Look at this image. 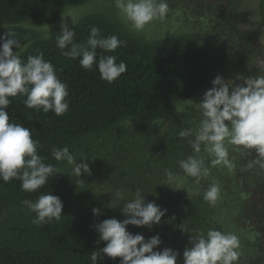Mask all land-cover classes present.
<instances>
[{
  "label": "trees",
  "instance_id": "trees-1",
  "mask_svg": "<svg viewBox=\"0 0 264 264\" xmlns=\"http://www.w3.org/2000/svg\"><path fill=\"white\" fill-rule=\"evenodd\" d=\"M95 1L0 0V44L10 31L21 42L23 62L42 51L67 84L70 104L67 113L57 116L26 108V95L10 98V122L30 128L33 139L41 142L39 154L45 162L64 173L36 193L23 191L18 179L0 180V264H91V253L106 246L96 225L110 218L124 220L121 207L134 199L137 189L146 202L167 212L158 225H129L128 231L146 240L159 235L162 243L155 250H177V264H184L190 237H206L210 229L238 237L233 264H264L261 158L254 149L226 140L229 168L213 163L203 145L201 153H195L190 143L194 137L179 135L198 128L203 118L198 103L215 77L242 84L238 76H264L254 71L255 36L241 28L243 0H167V16L145 30H136L115 0H104L105 6L83 13L70 28L76 43L86 42L92 27L103 37L115 35L126 42L113 53L97 48V58L116 55L117 63L127 65V72L112 83L100 78L97 66L88 71L79 58L64 56L56 43L60 33L41 31L59 23L69 10ZM260 1L264 28V0ZM64 146L78 163L85 162L81 155L88 158L90 175L77 178L72 165L52 157L53 147ZM189 156L202 157L209 168L199 183L179 166ZM166 170L175 175L172 184L167 183ZM211 184L220 188L214 203L203 198ZM117 189L123 191L122 200L115 197ZM50 191L63 202L62 218L36 225L35 213L21 202ZM93 208L101 214L94 215ZM120 259L100 252L98 264H120Z\"/></svg>",
  "mask_w": 264,
  "mask_h": 264
},
{
  "label": "clouds",
  "instance_id": "clouds-1",
  "mask_svg": "<svg viewBox=\"0 0 264 264\" xmlns=\"http://www.w3.org/2000/svg\"><path fill=\"white\" fill-rule=\"evenodd\" d=\"M115 6L136 30H142L155 20H163L169 11L167 0H115ZM74 24V23H73ZM76 33L70 30L66 23L61 25L57 35V47L62 54L71 59L79 58V63L85 70L91 71L98 67L100 78L112 83L127 72L124 61L117 63L116 55L100 54L97 58V48L102 52L113 53L126 42L112 35L103 37L100 29L92 27L86 42L76 43ZM0 44V180L5 183L13 179L21 181V188L28 193H36L59 173H64L56 165L46 163V157L39 154L41 142L33 139L30 128L10 122L7 109L12 103L10 98L26 95L24 105L37 112H54L62 116L70 109L69 92L66 83L58 77L51 61L45 60L41 51L31 55L23 62L20 58L21 42L13 32L8 31ZM70 46V47H69ZM68 49L67 51H64ZM242 84L234 80H225L217 76L212 81L202 100L198 103L202 119L197 129H185L179 133L183 137H194L190 143L195 153L203 151L213 157V163H223L231 168L229 150L225 141L231 145L254 149L261 158L264 167V76L237 77ZM234 150V149H233ZM52 157L57 162L72 165V172L77 178L83 174H91L87 157L83 163H78L77 156L68 146L53 147ZM180 168L188 176L196 178V182L209 175L202 157L189 156L179 162ZM167 183L172 184L175 175L166 170ZM218 184H211L204 193V200L214 203L218 198ZM244 196L245 194H241ZM115 197L122 200L123 191L117 189ZM22 205L35 213L33 223L36 225L60 221L63 213V202L50 191L39 195L35 201L25 199ZM122 212L125 219L116 218L103 220L96 225L101 241L106 246L91 253V264H98L100 252L103 257L121 258L120 264H177L180 253L172 248L158 249L162 241L159 235L145 239L142 234H133L128 226L149 227L161 223L167 210L155 202H146L141 190L137 189L134 199L124 204ZM99 216V208L92 209ZM187 232L186 229L182 228ZM190 247L183 253L184 264H233L238 258L236 249L239 246L238 237L231 233H223L210 229L206 237L194 235L190 237Z\"/></svg>",
  "mask_w": 264,
  "mask_h": 264
},
{
  "label": "rangeland",
  "instance_id": "rangeland-1",
  "mask_svg": "<svg viewBox=\"0 0 264 264\" xmlns=\"http://www.w3.org/2000/svg\"><path fill=\"white\" fill-rule=\"evenodd\" d=\"M260 3V0H243L241 11V28L246 32L253 33L255 36L257 57L254 64V71L255 74L259 73L261 75H264V28L262 27V20L260 15ZM105 4L106 2L104 0H97L91 5H86L82 8L71 9L68 11L67 16L63 18L59 23L47 26V28H43L41 29V31L45 35H49L53 32L54 34H59L61 32L62 24L66 23L70 29L76 24V22L78 21L77 19H79L83 13L92 12L96 9H99L103 5L105 6ZM147 27L150 26L146 25L145 29Z\"/></svg>",
  "mask_w": 264,
  "mask_h": 264
}]
</instances>
